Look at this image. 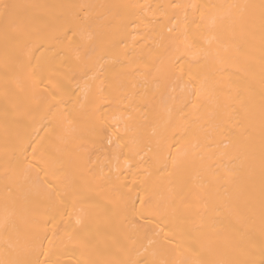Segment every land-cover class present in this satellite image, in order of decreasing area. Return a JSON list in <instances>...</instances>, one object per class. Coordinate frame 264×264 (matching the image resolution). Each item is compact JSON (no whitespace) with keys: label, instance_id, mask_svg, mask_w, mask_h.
<instances>
[{"label":"bare ground","instance_id":"1","mask_svg":"<svg viewBox=\"0 0 264 264\" xmlns=\"http://www.w3.org/2000/svg\"><path fill=\"white\" fill-rule=\"evenodd\" d=\"M0 264H264V0H0Z\"/></svg>","mask_w":264,"mask_h":264}]
</instances>
